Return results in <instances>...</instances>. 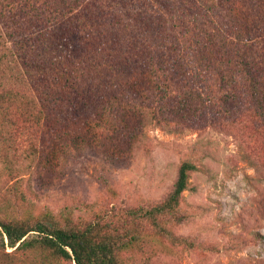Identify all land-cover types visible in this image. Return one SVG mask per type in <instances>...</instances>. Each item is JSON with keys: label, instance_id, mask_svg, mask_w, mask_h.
Returning a JSON list of instances; mask_svg holds the SVG:
<instances>
[{"label": "trees", "instance_id": "obj_1", "mask_svg": "<svg viewBox=\"0 0 264 264\" xmlns=\"http://www.w3.org/2000/svg\"><path fill=\"white\" fill-rule=\"evenodd\" d=\"M148 125L264 133V0H0V169L28 160L41 181L90 149L119 159ZM195 170L181 162L164 200L109 220H0V264H124L148 236L186 244L173 229Z\"/></svg>", "mask_w": 264, "mask_h": 264}, {"label": "rangeland", "instance_id": "obj_2", "mask_svg": "<svg viewBox=\"0 0 264 264\" xmlns=\"http://www.w3.org/2000/svg\"><path fill=\"white\" fill-rule=\"evenodd\" d=\"M248 129L171 133L148 125L140 148L122 158L74 153L41 181L28 160L13 161L11 174L0 169V220H109L164 200L189 160L196 170L181 199L188 217L173 229L186 244L148 236L122 253L124 264H264V133Z\"/></svg>", "mask_w": 264, "mask_h": 264}]
</instances>
